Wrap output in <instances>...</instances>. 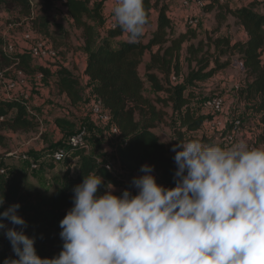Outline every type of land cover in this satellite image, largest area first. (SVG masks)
Segmentation results:
<instances>
[{"label":"trees","instance_id":"trees-1","mask_svg":"<svg viewBox=\"0 0 264 264\" xmlns=\"http://www.w3.org/2000/svg\"><path fill=\"white\" fill-rule=\"evenodd\" d=\"M168 1L144 0L148 18L146 25L151 22L152 10H156L157 27L147 41L142 36L136 43L124 39L117 24L109 27L101 38L96 34L93 22L104 23L101 12L104 1L65 0L63 5L74 26L82 31L83 50L87 54L85 75L90 83H94L92 94L109 111L121 133L122 141L114 150L124 170L142 173V165H154L158 183L174 187L175 153L169 151L156 132L158 123L163 122L166 114L157 105L170 106L173 114L179 116V125L174 129L179 140L184 139V131L198 130L208 118L192 113L191 91L199 82L226 68L230 60L221 58L231 51L239 50V61L247 78L237 91L238 98L246 102L247 110H252L259 121L261 132L256 141L264 144V12L257 11L251 4L231 9L228 4L214 0L218 9H224L244 28L247 38L244 42H232L226 36L208 34L205 39H199L190 29L181 33L173 31ZM0 4L19 8L37 32L50 36L54 24L46 17H34L30 0H0ZM55 26L65 30L61 24ZM6 45L7 40L0 36V68L15 67L25 75L42 73L45 77L54 78L59 92L66 94L71 104L77 105L84 100L86 86L70 69L62 65L53 72L46 64L35 65L29 51L7 53L4 50ZM154 47H157L155 51ZM146 54L149 55L147 61ZM142 63H145L146 79L139 71ZM172 76L180 79L174 82ZM146 82L156 93L154 99L144 92ZM27 102L24 98L0 99V149L5 148L7 141L3 130L30 131L39 126V120L29 111ZM57 121L67 124L66 120ZM75 159L79 161L73 175ZM64 161L63 183L52 191L39 188L19 167L8 176L0 172V198H5L0 212L12 204L21 205L18 210L35 226V247L42 258L55 257L62 250L59 223L72 207L73 188L82 182L85 175L97 171L105 183L110 181L115 186L120 183L99 162L96 154L88 153L84 148L69 149ZM41 234L51 249L46 250L38 244Z\"/></svg>","mask_w":264,"mask_h":264},{"label":"clouds","instance_id":"clouds-1","mask_svg":"<svg viewBox=\"0 0 264 264\" xmlns=\"http://www.w3.org/2000/svg\"><path fill=\"white\" fill-rule=\"evenodd\" d=\"M111 12L127 41L138 42L148 23L144 0H114ZM171 151L174 187L158 183L149 164L120 194L99 172L85 175L59 223L55 257L37 254L21 205L7 207L0 230L17 258L3 264H264V144L185 138Z\"/></svg>","mask_w":264,"mask_h":264},{"label":"rangeland","instance_id":"rangeland-1","mask_svg":"<svg viewBox=\"0 0 264 264\" xmlns=\"http://www.w3.org/2000/svg\"><path fill=\"white\" fill-rule=\"evenodd\" d=\"M94 1V0H93ZM100 1V0H95ZM94 1V2H95ZM107 1V0H102ZM232 0H220V2H227ZM235 1V0H234ZM241 2V1H239ZM112 3L114 1L112 0ZM191 3V4H195ZM181 4V1H180ZM224 4V3H223ZM242 4V3H241ZM253 5V7L261 12L264 8V3L259 0L251 1L248 5ZM30 5L32 9V15L34 17H46L48 18L54 25L51 26L50 30V36L46 34H42L40 32H37L33 26L31 21L27 16L22 14L20 12L19 8H8L5 7L3 4H0V36H2L5 40H7L6 45V52L9 54L15 53L17 51H26L28 52V48L30 47L31 42H35L36 40H43L47 44L54 47L59 53L60 56L55 59H50L51 63H47L42 60H37L33 62L35 65H41L46 64L47 66L51 67L53 72H55L58 68H60L64 63H67V66L70 67L74 63V61L71 60V58L74 56L75 58H79L80 61L78 63H75L77 65L76 67V74L81 76V59L83 57V49L81 48L82 43V31H77L74 28V21L72 17L67 13L64 5L60 1L56 0H30ZM198 7H201L200 10L204 11L205 3L201 6L198 4H195ZM182 6V4H181ZM194 5H190V7L184 9H189ZM208 7V6H207ZM206 7V8H207ZM206 11V10H205ZM102 12V11H101ZM156 10H152L151 13V19L154 14H156ZM213 16L210 17V19L207 21L211 24L213 21V17L217 15V21L219 25L215 27V29L212 30V34H215L216 30L220 31V28L226 29L225 31L228 32V28L235 27V31L237 30L235 25H239L237 21L229 20L233 19L231 15L227 14L224 9H218L215 7V11L212 10ZM158 14V13H157ZM204 13H201L199 16V23L196 27L190 28L188 25V21L186 23V26L188 29L195 30L200 27L201 24V18ZM104 17V23L100 24L98 22H93V25L95 27L96 34L101 38L105 35V24H112L116 25L112 12H106ZM196 19V18H195ZM216 19V18H215ZM190 20V19H189ZM152 22V21H151ZM150 24L146 26L145 34H144V41H147L148 38L151 35V31L153 30ZM235 25H233L234 23ZM237 22V23H236ZM61 24L65 30L62 31L59 28L55 26V24ZM226 27V28H225ZM175 32V31H174ZM209 32V31H208ZM30 33L31 38L30 40H25L23 38L24 34ZM205 39V38H203ZM13 45V51H10L8 46ZM80 45V47H79ZM231 57L229 58L230 64L228 65V68H226L228 71H237L239 76V79L242 80V82L246 81V76L242 73V68L240 66L241 62L240 59V53L239 50L231 51L230 53ZM149 56V55H148ZM225 56V55H224ZM223 56V57H224ZM234 58V59H233ZM222 59V58H221ZM223 60V59H222ZM238 60V61H237ZM233 62V63H232ZM139 71L141 76L146 79V69H145V63H142V65L139 67ZM223 71V70H222ZM20 75V72L15 69V67H9L2 69L0 68V84L2 85V81H15ZM238 80H235V82H238ZM210 80H205L200 82L195 87L196 92L202 93V96L209 97L212 95V92L215 91L214 88L217 89V92L220 91V83L215 82L210 88L213 90L211 93L207 94V88L203 85L208 84ZM229 82V81H228ZM29 83L31 84V95L38 97V102L40 105H32L30 107V110L36 115L38 114V120H39V126L30 131H18V132H12L9 130H3L6 134V146L5 148L0 149V172L8 176L10 175L15 168L19 167L21 170H27L26 172H31V178L30 181L36 183V185L45 191H52L57 185H61L63 183L64 179V170L66 168L65 161L57 163L54 161L52 154L56 150L60 148H64L66 151L69 150L68 140L70 136H72L76 131L79 130L80 127L86 126L88 135H87V143L89 145V153L96 154L99 162L106 163L110 162L113 164V166L117 168V162H116V153H115V146L120 143L121 140V134L118 137H115L113 135H110V126L109 124H114L113 121L109 122H103L99 120L93 119L91 115V106L92 101L94 99V95L92 94V90L90 85H85L86 89L84 92V100L77 105L71 104L70 99L67 97L66 94L60 93L58 90V87L56 83L53 81L52 78L49 77H42L41 79H37L34 77H30ZM232 83V82H231ZM219 84L218 86H216ZM203 88L205 90H203ZM45 91V92H42ZM145 94L154 99L156 97V93L151 87V85L146 82ZM47 93V97L45 94ZM44 94V95H43ZM237 92L231 93V98L236 100L237 102ZM165 97L166 95H162ZM19 99H22L20 96ZM244 102V101H243ZM238 103H240L238 101ZM50 107H45L49 106ZM236 106V112L238 117L241 120V124H256L257 120L255 117H252L254 115H247V104L244 102L242 105L240 104H234ZM160 108H163V110L166 112L164 115L163 122L158 123V127L156 128V131L159 133L160 139L164 140H170V142H167L166 144L168 146H173L175 143L178 142L179 138L174 131V127L179 124V116L176 114H173L171 111L170 106L166 105H157ZM52 107V108H51ZM232 107V106H231ZM37 108V110H35ZM233 109V108H232ZM229 110L232 112L231 114H228L229 123L233 122V119L235 118L234 110ZM36 112V113H35ZM198 115H202V113H198ZM215 114L211 113L205 117L208 119L213 117ZM204 116V115H202ZM66 120L67 124H60L57 120ZM207 119V120H208ZM256 122V123H255ZM198 136L205 135L204 131H201L198 133ZM176 137V139H175ZM194 137H191L192 139ZM199 138V137H197ZM216 139L213 141V143H216ZM171 148L169 151L171 152ZM41 157H43L41 159ZM75 162V161H74ZM33 165H36L33 167ZM77 164H72V174L74 175L76 172ZM119 170V169H118ZM120 171V170H119ZM140 175H143V173H139ZM155 174V173H154ZM119 175L121 177H125L127 180L131 181L133 177L136 175L134 173H131L129 171H123L120 172ZM156 176V174H155ZM130 183L128 184V187H124L123 189H119L116 191V194H120L123 192L124 189L130 188ZM134 193V192H133ZM18 214L25 218L27 221V228H26V234H28L30 237H33V233L35 230L34 224H31L27 217L22 214L18 210ZM8 223L9 227H12L13 225L9 221H5ZM19 227V226H16ZM3 230H0V264H3V261L5 258L11 257V258H17L15 254L12 251V247L10 244V241L2 234ZM42 239L38 241V244L43 247L46 250L51 249L52 247L48 245L44 240L43 236Z\"/></svg>","mask_w":264,"mask_h":264},{"label":"crops","instance_id":"crops-1","mask_svg":"<svg viewBox=\"0 0 264 264\" xmlns=\"http://www.w3.org/2000/svg\"><path fill=\"white\" fill-rule=\"evenodd\" d=\"M56 1L58 2L59 0H56ZM180 1L181 0H169L168 1V4H169L168 16L171 19L173 31H175V33L186 32L187 30H189L186 26L187 21L189 19L196 18L198 20V23H199L200 20H199L198 15H200L201 13H204L202 18H201L200 27L195 29V30H191V29L190 30L196 32L197 37L199 39L205 38L208 34H212V30L215 29V27H217V25H219L217 18L215 16L213 17V21L211 22V24L207 22L210 19V17L213 16L212 10L215 11V7H216L215 4L216 3L214 2V0H204V3H205L204 11H201L200 10L201 7H198L195 4H191L194 6H192L189 9H184L181 6ZM239 1H241V2H239ZM251 1H254V0H235V1L232 0V1H227V2H223V3L228 4L229 8H231V9H235L237 7H240V6H247ZM259 1H263V0H259ZM91 2L93 3L94 1L91 0ZM113 5H114V3H112V0L104 1L103 7L101 10L102 14L105 15L106 12H108V13L111 12ZM211 6H213V7L211 8ZM262 12H264V8L262 9ZM157 19H158V14L156 12V14H154L152 16V19H151V21H152L151 26H153L152 27L153 30L150 33H152L156 29ZM229 20L236 21L235 18H233V19L229 18ZM233 25H235V23ZM104 26H105L104 30L106 31L109 27H112L113 25L112 24H105ZM146 26H148V25H146ZM146 26H145V28H146ZM235 26L237 28L236 31H235L234 26L231 28H228V32H226L225 31L226 29H224L222 27V28H220V31L216 30L215 34H216V36H226L229 39H231L232 42H236V41L244 42L247 38V35H246L244 28L240 24L239 25L237 24ZM74 28H75V30L77 29L75 26H74ZM77 31H79V33H80L81 30L77 29ZM145 32H146V30L144 31V34H145ZM123 38L127 39L125 35L123 36ZM79 47H80V45H79ZM81 48L82 49L84 48L83 39H82V43H81ZM156 49H157V47H154L153 51H155ZM148 57H149L148 54H146L145 55V61L148 60ZM230 57H231V54L225 55L224 57H222V59L226 60V59H229ZM71 60L74 61L72 66L68 67L67 63H64L63 66L67 67L68 69H70L73 72L74 75L78 76L82 85L85 86V85L89 84L91 87V90H92L94 83H90L88 81V77L85 75V68H86V63H87V54L85 52H83V57L81 59V64H80L81 76L76 74L77 73L76 67L78 64L77 65L75 64V63H78L80 61V59L75 58L73 56L71 58ZM230 65H232V64H230ZM240 66L243 70V64L242 63L240 64ZM226 68H228V66ZM226 68L222 69L223 71L222 70L218 71L213 77L209 78L210 81L208 82V84L203 85L204 87L205 86L208 87L207 88V91H208L207 94H209L213 91L210 87L215 82H219L220 83V91L219 92H217V89L214 88L215 91L212 92L211 96L204 97V96H202V93L198 94L196 92L195 88L192 89V91H191L192 94L190 97V107H191L192 113L195 116H198V113H202V115H204V116H207L211 113H214L215 115L213 117L211 116L210 119L206 120L198 130L188 131V132L184 131V139L185 138L190 139L191 137H194L192 139H199L203 143H213V141L216 139V141H218V142H216V144H219L221 146L227 145L226 139L224 137V131L225 130L228 131L231 128L230 123H229V118L227 115L232 113L229 110H231L233 108L232 110H234L236 113V114H234V116L238 117L237 112H236L237 108L234 104L236 103V104L242 105L244 102L239 100L238 95H237V102H236V100L231 98L232 97L231 93L236 92L235 90H233L232 86L234 84V81L239 79L240 75H238L237 71H232V70L228 71ZM242 73H243V71H242ZM21 75H22V77H20V78H23V83L18 84L14 88H7L5 86V83H3V82H2L3 87L0 84V99L19 98L21 96L22 98L28 100L27 104L30 107L32 105H35V106L40 105L38 102V97L35 95L34 96L31 95V91H32L31 89L32 88H31V84L29 83V79H30V77L41 79V77L39 76V74H35V75H25V74L23 75V74H21ZM52 79L54 81V78H52ZM198 84H200V82ZM200 85H202V84H200ZM218 85L219 84H217L216 86H218ZM203 90H205V89L203 88ZM42 92H45V91H42ZM217 95H222L224 97V100H225L223 112H220V113H216L215 111H213L212 108H210L206 105L207 100H209V99H211ZM45 96L47 97V93L45 94ZM238 101L240 103H238ZM30 107L28 109L31 113H33L32 110H30ZM45 107H50V105L45 106ZM35 110H37V108ZM246 114L247 115H253V111L249 110L248 112H246ZM35 116L38 118L37 113ZM252 117H254V115ZM178 125L179 124H177L175 127H177ZM175 127H174V129H175ZM201 131H204L205 135L198 136L199 135L198 133ZM260 132H261V125L259 124L258 120H257L256 124H242L241 129L235 134L234 142L240 138H244L252 145H260V143L256 141V136ZM158 135H159V133H158ZM197 137H199V138H197ZM203 138H204V140H202ZM175 139H176V137H175ZM165 145L169 149H170V147H172L171 145L168 146L166 143H165ZM87 152L89 153V151H87ZM171 153H172V151H171ZM42 158L43 157H41V159ZM74 161H75L74 163L78 164L79 159H75ZM116 162H117V168L120 171L118 169H116L114 176L120 181L119 186H120V190H121L124 187H128V184L130 183V181L127 180L125 177H121L119 175L120 172L124 171V167L121 165L117 155H116ZM27 170H25V171H27ZM154 172L156 174H158L156 171H154ZM135 175L139 176L140 174L135 173ZM30 178H31V172L28 173V179H30ZM129 187H130V185H129ZM132 191L135 193L134 188L132 189Z\"/></svg>","mask_w":264,"mask_h":264},{"label":"built area","instance_id":"built-area-1","mask_svg":"<svg viewBox=\"0 0 264 264\" xmlns=\"http://www.w3.org/2000/svg\"><path fill=\"white\" fill-rule=\"evenodd\" d=\"M59 1L62 4L65 2V0H59ZM100 1H102V0H100ZM194 2H196L195 4H198L200 6L202 4H204V0H181V4L185 8L190 7L191 3H194ZM188 25L190 28H194L198 25V20L195 18L190 19V20H188ZM23 38L25 40L32 39L30 33L24 34ZM29 46L30 47L28 48V50L32 56L33 62H35L37 60H39V61L42 60V61H45L48 63V62H50V59H55V58L60 56L59 52L54 47L47 44L43 40H36L34 43L31 42ZM8 48L10 51H13V45L10 44L8 46ZM4 50L5 51L7 50L6 46H4ZM21 74H23V73L20 72L19 77L15 81H5V82L2 81V82L5 83V86L7 88H14L18 84L23 83V78H20V77H22ZM37 74H39V76L41 78L44 77V75L42 73H37ZM179 79H180V77L172 76V80L174 82H176ZM242 85H243L242 80H239L238 82H235L233 84L232 88H233V90H235L237 92ZM17 99H19V98H17ZM224 103H225V100H224V97L222 95H217V96L206 101V105L208 107L212 108L213 111H215L216 113L223 112ZM28 108H29V105H28ZM91 115H92L93 119L103 121V122H109L112 120V117H111L109 111L105 110L103 108L101 101L98 99L97 96H94V99L92 101ZM109 126H110L109 127L110 128V132H109L110 135H113L115 137L120 136L121 133L115 124H109ZM230 126H231V128L228 131L224 129L225 130L224 131V137L226 139L227 145H230L231 143L234 142L235 134L242 127L240 118L235 116V118L233 119V122L230 123ZM87 135H88L87 127L86 126L80 127L78 131H76L72 136H70V138L68 140L69 149L84 148L88 151L89 145L86 141ZM66 155H67V151L64 148H60V149L56 150L55 152H53L52 157H53L55 162L60 163V162H63L65 160ZM103 165L112 174H114L116 172V168L110 162L103 163ZM35 166L36 165H33V167H35ZM156 177H157V174H156ZM119 189H120V186H116V191H118Z\"/></svg>","mask_w":264,"mask_h":264}]
</instances>
